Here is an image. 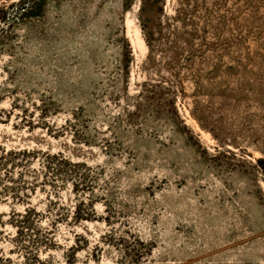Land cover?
I'll list each match as a JSON object with an SVG mask.
<instances>
[{
	"label": "rangeland",
	"instance_id": "rangeland-1",
	"mask_svg": "<svg viewBox=\"0 0 264 264\" xmlns=\"http://www.w3.org/2000/svg\"><path fill=\"white\" fill-rule=\"evenodd\" d=\"M0 34V264H264V0H41Z\"/></svg>",
	"mask_w": 264,
	"mask_h": 264
},
{
	"label": "trees",
	"instance_id": "trees-1",
	"mask_svg": "<svg viewBox=\"0 0 264 264\" xmlns=\"http://www.w3.org/2000/svg\"><path fill=\"white\" fill-rule=\"evenodd\" d=\"M41 0H18L16 2L10 3L8 6L0 7V21L8 23L10 19L13 22H20L27 17H31L37 13L40 7ZM1 35V34H0ZM63 161V159L61 160ZM28 211L25 213V216L21 218L20 223H23L27 227H30L25 217ZM23 219V220H22ZM22 225H20L19 231L23 230Z\"/></svg>",
	"mask_w": 264,
	"mask_h": 264
}]
</instances>
